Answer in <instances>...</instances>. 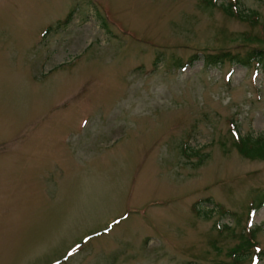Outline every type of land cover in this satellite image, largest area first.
Instances as JSON below:
<instances>
[{"label":"rangeland","instance_id":"374dc122","mask_svg":"<svg viewBox=\"0 0 264 264\" xmlns=\"http://www.w3.org/2000/svg\"><path fill=\"white\" fill-rule=\"evenodd\" d=\"M254 46L264 0H0V264H264V68L204 61Z\"/></svg>","mask_w":264,"mask_h":264},{"label":"trees","instance_id":"16d2710c","mask_svg":"<svg viewBox=\"0 0 264 264\" xmlns=\"http://www.w3.org/2000/svg\"><path fill=\"white\" fill-rule=\"evenodd\" d=\"M229 10V9H228ZM236 13L239 15V9L235 7ZM71 13L65 17L63 24H67L69 22V17ZM102 19V18H101ZM46 30H49L46 29ZM46 32V31H45ZM44 32V33H45ZM199 56L195 55L194 58H198ZM192 60V59H191ZM228 60L231 63L239 64L244 67L255 66L258 69L264 68V47L254 46L250 50L240 54V53H231L230 51H223L217 54H206L204 55V61L207 65H217L222 63L223 61ZM191 63V61H189ZM233 133L236 132L233 130ZM236 146L238 149L244 153L246 156L250 158H264V136H253L251 134L245 135L244 137H238L235 140ZM264 206V194L257 195L255 199H253L249 205V214L252 215L259 208ZM254 229H251L249 232V242L251 249L252 246L255 249V240L253 239ZM243 252L236 251V259L235 261H240L244 256L245 248H241ZM255 256L257 257L260 253V250H255ZM239 254H238V253Z\"/></svg>","mask_w":264,"mask_h":264}]
</instances>
